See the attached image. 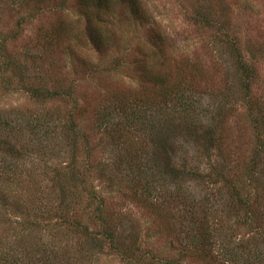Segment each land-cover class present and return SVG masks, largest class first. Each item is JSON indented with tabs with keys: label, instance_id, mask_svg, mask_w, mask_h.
Masks as SVG:
<instances>
[{
	"label": "rangeland",
	"instance_id": "obj_1",
	"mask_svg": "<svg viewBox=\"0 0 264 264\" xmlns=\"http://www.w3.org/2000/svg\"><path fill=\"white\" fill-rule=\"evenodd\" d=\"M105 1L0 0V264H230L231 253L235 264H264V229L255 223L264 221V156L247 171L264 124L251 121L237 63L252 70L264 108V0H138L139 14L130 0ZM91 28L107 38L102 49ZM149 75L166 80L168 100ZM37 88L73 98L37 99ZM124 108L157 128L169 119L174 167L205 179L165 175L150 124L134 125ZM219 119L221 140L208 151L198 137ZM9 144L23 155L8 154ZM215 170L251 195L258 218L243 221L222 181L206 179ZM82 180L103 198L118 245L97 236L96 203ZM193 208L211 214L216 245L208 250L191 240L200 226Z\"/></svg>",
	"mask_w": 264,
	"mask_h": 264
},
{
	"label": "trees",
	"instance_id": "obj_2",
	"mask_svg": "<svg viewBox=\"0 0 264 264\" xmlns=\"http://www.w3.org/2000/svg\"><path fill=\"white\" fill-rule=\"evenodd\" d=\"M131 4H132V12L134 14H139L140 12V1L138 0H130ZM105 0H97V4L98 6L104 8V4H105ZM88 4V3H87ZM198 23H202L203 22V18H197ZM207 22V21H206ZM90 33V37H91V42L94 45L95 48L98 49H102V47L104 46V44L107 41V38H105L104 36H102V31L100 30V34H97V31H93L92 28L89 31ZM238 66L242 69V72L245 76V81H244V94H246V100H248V108L250 110V113L253 114V118H252V123L253 125H259V124H264V108L263 106H260L253 97V89H252V84H251V78H252V70L250 68H248L245 63H243L242 59H239L237 61ZM147 80L153 84V86L158 87L161 91H160V95L163 93L166 97V99L168 100V96L171 94L169 87L167 86V82L166 80L163 79H159V77H150V75L147 77ZM32 95L37 98V99H50L53 100L55 99V97L57 99H64V98H68V99H72L73 95L70 93H66V95L64 94H59V92L56 93H51L47 90L41 89V88H37L32 90ZM50 95H52L51 97H49ZM48 98V99H47ZM194 104V103H193ZM192 106V105H191ZM133 108H124L123 109V114L125 115L127 120H130L131 117L133 119V124L135 125V122L137 123V126H142L144 124H150V127L145 128L146 131H149L150 133H152V143L154 146H156L157 151H162L161 154L162 156L164 155V165H165V175L169 176V177H173V178H187V177H194V178H200V179H205L204 176H199L197 173H195V171L192 170H180L177 169L176 167H174V162L173 159L171 157V150L175 149L174 147H172V145L176 142V138H175V131L172 130L174 128L168 123L171 122L169 121V119H166L167 121H161L162 124L164 126H159L158 128L154 126V123L152 121H148V118L146 116V114H140V112H137L134 110V112L132 114H129V112L132 110ZM186 117H185V121H189L190 117L188 115V113H192V108L189 107L188 105H186ZM194 114V113H193ZM223 120V119H222ZM221 119L216 121V125L215 126H211V127H206L205 131H204V135L205 136H200L198 137V140L201 139L202 141L205 142L206 145V150H210V146L213 147L214 143H218L221 140V136L220 135V129L223 126V122ZM29 121V128H32L33 132L34 131H38V129H34V120H28ZM183 121V123L185 124L186 122ZM146 122V123H145ZM165 122V123H164ZM202 123H200V125L194 127L191 129V127H188L186 131L190 130H200V128H203V126L201 125ZM0 127H5L4 123H0ZM67 125L69 126V130L73 133H75L77 139H81L84 138L85 141L84 143L86 145H88V141L86 139L85 136H82L80 134V130L78 128V126H76V123L69 118ZM8 127V126H7ZM205 127V126H204ZM258 127V126H257ZM6 128V127H5ZM4 128V129H5ZM139 129V128H138ZM263 128L260 127L259 131H258V141L260 142V145H258L257 147V152L254 154L253 158H252V167H250L249 170H247L249 173H255L257 172V167H258V162L261 163V160L264 156V133H262ZM46 131V130H45ZM10 145V144H9ZM11 146V145H10ZM220 144L217 145V150L219 148ZM17 146H11V148H9V150L11 151V153L6 152V154H10L13 157L15 155L17 156H22L23 153L20 152L18 149H16ZM220 151V148H219ZM158 155V154H157ZM158 157V156H157ZM161 157V156H160ZM226 157V156H225ZM156 162H158V160H156ZM160 166V165H159ZM159 166H154L151 167L149 169H143V171H140V173L137 175L139 178L142 176V174H149L150 171L152 172H156L157 169H159ZM14 172V171H13ZM164 175V173H163ZM80 176V174L78 175ZM222 176V177H221ZM224 176V177H223ZM220 177L222 179H220ZM209 178V182H212L213 185L222 183V186L226 189V191L229 193L230 197L233 199L235 205L237 204V206H239V210L245 215L243 221H245L246 224L249 223V221L253 218V216H257V214H254L255 212H253L252 208H253V203H252V198L251 195L247 192H245L244 194H242V192H240V184L237 185L236 181L231 180L230 178H228L224 173H222L221 171L215 170L214 173L207 175L206 179ZM212 178L214 179L213 181ZM146 179V178H145ZM83 181V180H82ZM84 186L82 187L84 192H87L88 194H90L92 196V199L94 200V203L97 204H93L94 206V216H95V221L98 222V224L101 226L100 231L97 233V236H101V238L103 239V241L105 240L107 243H110L111 245H118V237L120 238V236L117 235L116 231H114L112 228V226L110 225V223L108 222V220L104 217V213H105V207H104V201L103 198H100L98 196V194L95 192V190L93 188H91L89 186V181L85 182L83 181ZM79 184H81L79 182ZM146 193L151 194V192L149 190L146 191ZM183 199V203H181L182 206L185 207V209H188L189 207L192 208V206L189 205V202L187 199L181 197V200ZM156 201H160V200H156ZM67 202L65 201V199L62 197V202L60 205V209L61 212H64L62 209L67 208ZM189 206V207H188ZM60 212V213H61ZM188 212V211H187ZM202 213V215H201ZM192 217H196L194 220L192 219L193 222L198 223L200 226H198L196 228L198 232L195 236L192 237L191 240L194 241V245L196 246V248H204L206 250H208L209 248L214 247L216 244L215 241V236L213 235L212 232H210L211 226H210V222H211V214L207 211H202L200 213H198V211H196L195 208H193L190 213ZM62 218V220H64V216L65 214H60L58 215ZM199 221V222H198ZM213 222V221H212ZM258 223L257 227L260 231V229H264V221L259 222L258 220L255 222ZM78 227V228H77ZM77 229L81 230L80 227L81 225H77ZM82 228V227H81ZM83 229V228H82ZM84 232H82V234L87 235V238H92V235H96L95 231H89V230H84ZM116 234V235H115ZM94 240V243H98L96 242L97 239H92ZM100 241V240H98ZM102 241V242H103ZM114 245V246H115ZM99 247V246H98ZM101 248V246L99 247ZM115 247H112V249H114ZM119 249L115 250V252H118ZM55 254V253H54ZM233 253H231L229 259L227 262H230V264H235V260L234 258H232ZM235 256V254L233 255ZM263 257V255H261ZM56 259H58L57 256H55ZM141 260V259H140ZM257 260V258H256ZM259 260V257H258ZM6 263H2V264H25V262H19V261H5ZM58 262V260L56 261ZM54 264H58V263H54ZM246 264H251V263H246Z\"/></svg>",
	"mask_w": 264,
	"mask_h": 264
}]
</instances>
